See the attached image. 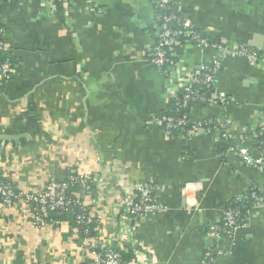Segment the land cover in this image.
<instances>
[{
    "label": "crops",
    "instance_id": "obj_1",
    "mask_svg": "<svg viewBox=\"0 0 264 264\" xmlns=\"http://www.w3.org/2000/svg\"><path fill=\"white\" fill-rule=\"evenodd\" d=\"M177 8L214 41L251 42L264 51V0H177ZM96 5L102 14L86 7ZM7 47L17 59L9 79L0 73V179L37 192L71 173L96 178L77 190L98 223L94 236L69 219L36 228L28 205L0 203V264H89L88 247L131 249L133 264H203L207 228L221 210L264 174L223 150L215 133L189 141L171 137L161 117L175 102L167 78L148 60L157 39L149 0H14L1 5ZM180 73L200 60L191 44L178 48ZM2 57L0 55V62ZM216 88L227 108L193 107V119L218 116L237 143L258 153L264 142V65L225 62ZM176 103V102H175ZM253 128L258 138L254 137ZM224 153V161L217 154ZM160 187L167 210L130 222L124 204L135 186ZM88 244V245H87ZM216 264H264V208L224 240Z\"/></svg>",
    "mask_w": 264,
    "mask_h": 264
},
{
    "label": "built area",
    "instance_id": "obj_2",
    "mask_svg": "<svg viewBox=\"0 0 264 264\" xmlns=\"http://www.w3.org/2000/svg\"><path fill=\"white\" fill-rule=\"evenodd\" d=\"M14 0H0L1 5ZM20 1V0H19ZM54 8L57 4L71 6L73 0H49ZM155 10L157 24V39L149 50L147 60L156 67L166 78L168 93L176 102L175 115H163L161 122L166 133L175 137L187 138V141L198 132L215 133L223 147L228 152L237 155L242 164L250 169L264 174V142L258 146V153H253L247 147L237 143V135L228 122L218 116L205 119H193V107H224L233 103L228 94L216 88L218 75L223 70L225 62L230 59H245L255 66L264 65V51L253 47L251 42L235 43L230 41H213L210 33L198 28L180 8L177 0H149ZM91 13L102 14L103 9L96 5L86 7ZM6 28L0 12V52H7L5 38ZM191 44L200 51V60L189 74L180 73L182 60L178 55V48ZM15 72V65L9 61L0 64V73L4 79H9ZM254 137L259 135L253 128ZM224 157V153L217 154V159ZM96 178L89 174L71 173L64 181L51 180L44 189L37 192H23L6 179L0 180V203L3 208H10L18 202L28 205L32 213V223L36 228L46 225H56L59 221L49 219L51 212H62L79 209L76 215L77 232L88 236L92 224L98 221L91 214L85 199L71 192V189L83 190L89 193ZM160 187L153 183H142L135 186L123 206L130 222L138 224L142 219L167 210L159 202L157 192ZM251 199L253 204L247 207L245 216L241 206L225 207L221 210V217L207 228L210 244L205 252L203 264H216L225 255L224 240L245 226L254 211L264 208V190L261 187H251L245 195L236 197V201L243 202ZM88 245V244H87ZM89 264H133L125 261L119 250L103 249L98 244L88 247Z\"/></svg>",
    "mask_w": 264,
    "mask_h": 264
},
{
    "label": "trees",
    "instance_id": "obj_3",
    "mask_svg": "<svg viewBox=\"0 0 264 264\" xmlns=\"http://www.w3.org/2000/svg\"><path fill=\"white\" fill-rule=\"evenodd\" d=\"M0 55L2 57L0 64L4 63L6 61H9V62L14 64L17 61V59L12 55V53L10 51L0 52ZM175 112H176V103L173 102V103H171L170 109L166 113V115H175ZM174 133H175V137H179L178 132H174ZM224 151H225V148L223 147V150L221 152H224ZM219 161H224V159L221 157V158H219ZM0 180H2V179H0ZM76 191H77V189H71V192H76ZM252 204H253V201L249 198L247 200H244L243 202H240V203L238 201H236V199H234V200H232L231 203H229L228 207L241 206L243 208V215L245 216L247 207H250ZM78 212H79L78 208H76V209L74 208L72 210L62 211V212H51L48 214V218L54 219L57 221L69 219L70 223L72 225H74L75 227H77L76 215L78 214ZM95 225L96 224H92L91 232L87 237H93L94 236ZM120 252H121L125 261H134L135 255L131 249L130 250L129 249L122 250Z\"/></svg>",
    "mask_w": 264,
    "mask_h": 264
},
{
    "label": "water",
    "instance_id": "obj_4",
    "mask_svg": "<svg viewBox=\"0 0 264 264\" xmlns=\"http://www.w3.org/2000/svg\"><path fill=\"white\" fill-rule=\"evenodd\" d=\"M177 7V6H176Z\"/></svg>",
    "mask_w": 264,
    "mask_h": 264
}]
</instances>
